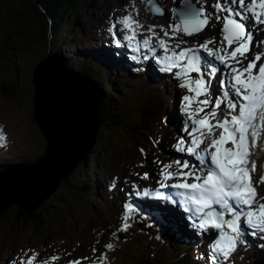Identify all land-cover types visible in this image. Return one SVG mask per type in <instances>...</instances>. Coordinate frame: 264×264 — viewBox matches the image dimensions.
Instances as JSON below:
<instances>
[{
    "label": "rangeland",
    "instance_id": "rangeland-1",
    "mask_svg": "<svg viewBox=\"0 0 264 264\" xmlns=\"http://www.w3.org/2000/svg\"><path fill=\"white\" fill-rule=\"evenodd\" d=\"M158 2L166 13L163 16L152 14L147 7L148 0H88L82 6L76 23L71 19L69 24L57 25L47 18L46 10H40V14H36L29 0H0V82L6 81L13 85L9 87L10 95L0 92V129L7 136V141L0 145V171L21 162L32 163L45 153L47 140L35 119L36 93L33 76L36 66L49 55L59 53V48L63 53L61 58L67 66L71 60L87 57V64L95 69L91 75L98 79V83L106 80L115 85L111 99L128 128L136 120L140 121L145 117L149 106H158L159 97L171 99L169 110L161 113L158 108L157 115H163L159 118L160 125H155V130L151 132L155 137L150 142L135 131L125 130L114 124L102 125L96 147L101 149L105 143L109 152L105 154L106 150L102 147L101 155H105L100 157L99 165L105 166L108 172L104 171L101 186L107 191L116 192L113 199L117 201L111 204L115 205L114 209L108 210L98 200L91 203L90 195L83 194L77 188L81 185V177L89 170L92 171L88 167L92 162L90 155L88 166H80L70 177V183L61 185L58 192L38 210L43 218H47V224L39 227L36 224L19 223L20 208L17 204H13L0 216V264H19L30 256L35 257L34 264H43L44 261L47 264H70L74 260L80 264H138L142 258L152 255L151 247L135 242L137 232L149 229L145 224L144 212L142 209L133 212L127 221L129 227L124 230L123 217L126 209L123 205L131 202V196L136 190L158 187L156 173L162 165L153 164L152 161L158 160L164 164L165 160L171 162L176 159V153L179 152L173 145L184 137L182 127H192L190 122L183 123L188 117L182 111V97L189 93L187 89L179 87L180 81L172 73L159 72L155 58L146 49L141 48L140 61L137 62L132 59L137 53L125 47L127 41L122 40L120 46L114 43L116 38L128 34L127 31L119 30L122 25L117 23L115 37L107 29L111 23L117 22V18L131 12L143 25V29H137L141 42L150 35L148 28L152 25L157 26L156 33L163 37L160 26L168 29L173 23L180 22L178 16L173 18L170 10L183 0ZM193 3L212 12L211 5L215 1L210 0L207 5L200 0H193ZM217 15L222 17L225 13H214L205 32L194 36L181 33L169 42L170 46H174L180 39L187 41L181 48H196L208 40H215L217 35L223 39V20H218ZM20 17L25 19V26H21ZM260 29H264V25L253 30V50L246 54L248 60L244 61L243 66L253 58V51H262L264 31ZM152 43L156 47V55L163 56L164 49L157 46L155 38ZM209 47L214 49L213 46ZM108 51L110 55H107ZM95 52L102 58L98 59L96 56V60L93 54ZM198 54L201 56L204 50L201 49ZM108 56L121 68L115 66ZM145 56L148 58L145 59ZM177 71L179 69H174V72ZM191 75L194 79L199 78L197 73ZM204 78L213 81L212 84L219 79L209 78L208 75ZM217 85L219 87V82ZM102 90L107 94L105 88L102 87ZM252 147L251 161L256 165L253 182L257 185L258 193L264 196V183H258L259 178L264 175V131ZM141 148L146 155L140 152ZM144 172L149 173L148 180L141 179ZM164 224H159L160 232L150 238V244L157 243L163 233L164 242L171 244L167 264L185 245L191 247V264H205L195 245L199 244L202 254H210L207 246L213 241L206 239L209 234H196L191 227H186L180 233L171 225ZM146 238L147 235H143L145 242ZM245 239L249 246L239 245L231 257L221 260L220 264H264V251L260 248L264 239L261 241L260 236H253L251 233ZM108 244H112L113 248L107 249ZM53 257L56 259L53 260ZM206 258L208 264H215L208 256Z\"/></svg>",
    "mask_w": 264,
    "mask_h": 264
},
{
    "label": "snow or ice",
    "instance_id": "snow-or-ice-1",
    "mask_svg": "<svg viewBox=\"0 0 264 264\" xmlns=\"http://www.w3.org/2000/svg\"><path fill=\"white\" fill-rule=\"evenodd\" d=\"M148 2L154 14H166L157 6L158 0ZM211 8L213 11L209 12L203 6H196L193 0H183L170 10L173 18L178 16L180 22L173 23L168 29L160 26L163 37L156 33V25L150 26V35L142 42L138 39L137 29H143V25L131 12L117 18V22L111 23L107 31L115 37L117 23L122 25L119 30L127 31L128 34L116 38L114 43L120 46L122 40L127 41L125 47L137 53L132 56L137 62L140 61L139 53L143 47L155 58L159 72L172 73L179 79V87L187 89L189 93L182 97V111L188 117L183 123L190 122L192 128L189 130L188 127H182V131L192 138L186 141L181 137L173 145L184 156L167 164L152 161L153 164L162 165L156 173L158 187L144 188L135 194L173 204L179 203L174 197H181L184 211L189 214L190 227L196 234H209L208 238L213 241L207 246L210 254L205 252V256L215 261V264H220L221 260L230 258L239 245L249 246L245 239L248 229L252 230L251 235L264 239V196L258 193L257 185L253 182L256 165L251 161V147L264 131V51H253V58L243 66L244 61L248 60L246 54L253 50V30L264 25V0H215ZM214 13H225L222 17H216L223 20V39L218 49L209 47L214 40L201 43L196 48H181L187 41L180 39L174 46H170L169 42L181 33L193 36L202 32ZM153 38L157 41V46L164 49L163 56L156 55ZM201 49L213 57L203 58V69L202 58L198 54ZM216 61L227 72L222 71ZM174 69L179 71L174 72ZM205 71L209 78L220 73L218 89H213L209 81L205 80ZM192 73L199 74V78L194 79ZM217 93H220L219 97L212 100L211 97ZM222 104L224 109H221ZM208 108L211 111L205 112ZM199 113L203 115L200 116ZM217 130H220L219 136L216 135ZM206 140L208 143L205 144ZM6 141L7 136L0 129V145ZM202 144L204 147L201 149ZM228 144L231 147H227ZM140 152L146 155L143 148ZM148 178V172L141 176L143 180ZM169 181L173 183L170 184ZM258 183H264V175L259 178ZM172 189L176 191H171ZM123 207L126 209L123 228L127 230V221L133 212L139 210V206L126 203ZM160 218L159 215L156 217L158 222ZM260 247H264V244ZM106 248L112 249L113 245L108 244ZM34 261L35 257L30 256L19 264H34ZM43 264H47V261ZM70 264L80 262L74 260Z\"/></svg>",
    "mask_w": 264,
    "mask_h": 264
},
{
    "label": "water",
    "instance_id": "water-1",
    "mask_svg": "<svg viewBox=\"0 0 264 264\" xmlns=\"http://www.w3.org/2000/svg\"><path fill=\"white\" fill-rule=\"evenodd\" d=\"M147 7L154 14L149 2ZM33 84L35 119L47 146L33 163L21 162L0 171V216L13 204L27 214L37 212L88 163L100 139L99 109L107 95L96 81L68 67L55 53L36 66Z\"/></svg>",
    "mask_w": 264,
    "mask_h": 264
},
{
    "label": "trees",
    "instance_id": "trees-1",
    "mask_svg": "<svg viewBox=\"0 0 264 264\" xmlns=\"http://www.w3.org/2000/svg\"><path fill=\"white\" fill-rule=\"evenodd\" d=\"M33 6L36 14H40V10H46L48 12L47 18L51 20V22H54L57 25H66L69 24L70 20L77 21L78 16L82 12V6L85 5V2L88 0H29ZM21 18V17H20ZM22 23L21 26H25V19L21 18ZM76 23V22H75ZM65 32H67V29H64ZM9 40V39H8ZM59 54L61 57L63 56L62 51L59 48ZM95 55V58L97 56L98 59H101V57L95 52L93 53ZM96 58V60H98ZM87 57L84 59L83 56L79 57L76 61L71 60L68 64V66L76 69L78 72L85 74L86 76L90 77L94 81L98 83V79L91 75L95 71L92 66H89L87 64ZM103 76L106 77V74L103 73ZM99 84V83H98ZM100 87L105 88L107 91V98L103 102L102 106L99 109V115H100V122L103 126H109L110 124H114L119 128H123L128 131H135L138 133L144 140L147 142H150V140H154V137L151 132L155 130V125L157 127L160 125L159 118L161 119V116L163 114L157 115L158 108L160 109L161 113H163L165 110H169L170 108V98H163L159 97V103L157 105L149 106L146 109L145 117L142 118L140 121L136 120L133 122L131 128H128L123 120V118L120 116L121 113L117 112L116 106L113 104V100L111 99V96L113 94V88L114 84L107 82L104 80L101 82ZM10 86H13L12 83H8L6 81L0 82V92L11 94ZM163 88H165L163 86ZM114 126V127H116ZM149 141H148V137ZM146 138V139H145ZM102 140H104L102 138ZM107 144L103 143V145L100 148L95 147L93 153L91 154L92 162L90 163V166L83 165L84 167L88 166L92 169L89 170V172L84 175V177H81V185L77 188L80 189V191L83 194H89L91 203H94L95 201H100L103 204L106 205L107 209H114L115 205H111L114 202H116L113 198H115V191H107L106 188L104 189L103 186H101V181H103L104 177V171L106 170V167L103 165H99V159L100 157H104L106 153L109 152V149L106 146ZM102 147L106 150L105 154L102 153ZM88 157V158H89ZM106 172V174H107ZM103 173V174H102ZM71 179H66L63 184L70 183ZM20 217H19V223H29V224H36L37 226H41L44 224H47L48 220L47 218H43L42 213L35 212L32 214H27L23 209L19 210ZM145 224L149 229L142 230L140 232H137L136 234V240L135 242L142 246H147L148 248L151 247L152 255H148L146 258H142V260L139 261L138 264H167V260L169 259L170 255V246L168 242H164V235L162 234V237L159 238L158 242L155 244H150V238L153 236H156L160 232L161 226L156 223V220L152 218L150 215H145ZM176 230V229H175ZM169 231V230H167ZM143 235H147L146 242L143 239ZM178 237V236H176ZM179 238V237H178ZM260 239V238H259ZM262 241V239H261ZM264 244V243H263ZM192 246V245H191ZM197 247V251L201 254V260L205 264H208V259L204 254H202V250L199 247V244L195 245ZM264 251V247H260ZM173 251L176 252L175 248H173ZM190 246H183L182 251L179 253H175L174 256L170 259V264H191V257H190ZM199 254V255H200Z\"/></svg>",
    "mask_w": 264,
    "mask_h": 264
},
{
    "label": "bare ground",
    "instance_id": "bare-ground-1",
    "mask_svg": "<svg viewBox=\"0 0 264 264\" xmlns=\"http://www.w3.org/2000/svg\"><path fill=\"white\" fill-rule=\"evenodd\" d=\"M201 2H203L205 5H207L209 2H210V0H200ZM212 1H215V0H212ZM237 11H239L238 9H237ZM221 20V19H220ZM220 22V21H219ZM219 24V23H218ZM216 33V32H215ZM214 36H215V34H214ZM219 35H217L216 36V39L214 40L215 42L213 43V44H210V46H213V48L214 49H218L219 47H220V41L222 40V38L221 37H219ZM191 44V43H190ZM225 47L227 48V45H225ZM99 52V51H98ZM98 52H96L99 56H100V54L98 53ZM107 53V55H110V52L108 51V52H106ZM201 54V53H200ZM126 55V54H125ZM125 55H123V57H124V59H126L125 58ZM208 54L207 53H205L204 52V54H202L201 56H202V61H201V66H202V69H203V67H204V60H203V58L205 57V56H207ZM109 57V56H108ZM102 58V57H101ZM210 58V57H209ZM109 59L113 62V60L109 57ZM211 59H213V57H211ZM103 60V59H102ZM110 62V61H109ZM128 63H130V61H128ZM113 64L116 66V65H118V63L116 62V61H114L113 62ZM216 64H217V66H219V62L218 61H216ZM117 67H119V68H121L119 65L117 66ZM207 76V74L206 75H204V77H206ZM216 77H219L218 76V73L216 74ZM220 78V77H219ZM214 79H215V77H214ZM206 81H209V83L211 84V87L213 88V89H216V86H217V82H219V79L217 80V82H215V84H212V82H211V80L210 79H207ZM219 95H220V93H217V97H216V95L214 96V97H211V98H218L219 97ZM208 111H210V109L208 108L207 110H205V112H208ZM201 115H203V113H200V116ZM257 148V147H256ZM166 161V163H169V161L168 160H165ZM171 161V160H170ZM166 163H164V164H166ZM154 179V178H153ZM153 179L151 180L152 182H155V181H153ZM167 211H171V209H168ZM156 216H160L161 218H160V220L159 221H161V223L162 224H166V225H168V226H172V227H174V229H177L178 231H180V232H182V231H185L186 230V226L183 224V223H179V222H177V221H173V220H170V219H168L163 213H161V212H158V213H156L155 214ZM167 215V214H166ZM168 217H169V215H167ZM171 218V217H170ZM164 224V225H165Z\"/></svg>",
    "mask_w": 264,
    "mask_h": 264
}]
</instances>
